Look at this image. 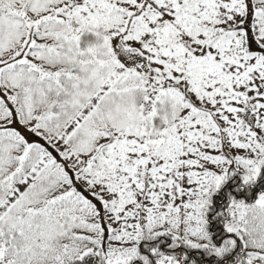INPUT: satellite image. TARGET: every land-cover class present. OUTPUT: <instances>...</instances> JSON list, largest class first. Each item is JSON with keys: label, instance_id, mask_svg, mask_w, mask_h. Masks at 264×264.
Masks as SVG:
<instances>
[{"label": "snow or ice", "instance_id": "snow-or-ice-1", "mask_svg": "<svg viewBox=\"0 0 264 264\" xmlns=\"http://www.w3.org/2000/svg\"><path fill=\"white\" fill-rule=\"evenodd\" d=\"M0 264H264V0H0Z\"/></svg>", "mask_w": 264, "mask_h": 264}]
</instances>
